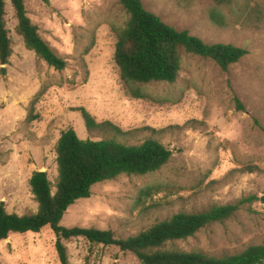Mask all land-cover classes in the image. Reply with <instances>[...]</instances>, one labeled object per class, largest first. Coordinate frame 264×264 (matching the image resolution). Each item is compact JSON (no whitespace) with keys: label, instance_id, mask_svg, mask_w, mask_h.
<instances>
[{"label":"rangeland","instance_id":"rangeland-1","mask_svg":"<svg viewBox=\"0 0 264 264\" xmlns=\"http://www.w3.org/2000/svg\"><path fill=\"white\" fill-rule=\"evenodd\" d=\"M4 1L12 41L6 72H0V201L7 211L37 210L29 178L45 171L54 184L55 146L64 130L73 128L81 139L114 135L88 131L78 110L83 107L96 121L118 126L124 132L115 133L118 140L156 138L172 154L154 172L94 184L89 197L67 208L61 225L110 229L124 238L179 211L242 199L230 217L174 245L221 257L264 243V0H141L177 30L247 50L227 69L181 50L175 82L132 85L143 98L131 95L114 62L116 30L128 18L119 0H24L40 36L66 60L62 70L24 46L12 4ZM214 13L224 26L214 22ZM56 240L48 225L11 232L0 240V264H59ZM60 241L69 264H141L116 245L83 237Z\"/></svg>","mask_w":264,"mask_h":264},{"label":"trees","instance_id":"trees-1","mask_svg":"<svg viewBox=\"0 0 264 264\" xmlns=\"http://www.w3.org/2000/svg\"><path fill=\"white\" fill-rule=\"evenodd\" d=\"M10 2L17 18L15 30L22 37L24 46L47 65L56 70L64 69L66 60L40 36L37 25L27 15L24 0ZM221 2L224 0H219ZM119 3L128 18L125 25L116 30L114 62L121 81L133 97H145L132 88L134 84L175 82L181 70V50L210 58L222 69L247 54L245 48L230 43L209 44L186 29H175L148 11L141 0H119ZM5 14V1L0 0L1 74H5V65L12 54ZM212 19L220 26L225 24L220 13H214ZM34 100L30 103L31 108ZM78 110L88 131H112L114 135L98 140L81 139L73 128L64 130L55 146L57 176L54 184L45 171L35 170L29 178L37 210L28 214L9 212L0 201V240L11 232H39L48 225L57 237L54 245L59 264H69L66 247L60 239L72 237H83L90 244L116 245L120 250L132 253L141 264H264V243L251 244L238 253L221 257L185 251L174 245L175 241L185 240L200 229L230 217L242 199L197 212L179 211L124 238L115 237L110 229L61 225L67 208L76 200L89 197L94 184L122 174L154 172L164 166L172 154L160 140L152 137L135 144L122 142L115 136V133H124L118 126L107 120L96 121L83 107Z\"/></svg>","mask_w":264,"mask_h":264},{"label":"water","instance_id":"water-1","mask_svg":"<svg viewBox=\"0 0 264 264\" xmlns=\"http://www.w3.org/2000/svg\"><path fill=\"white\" fill-rule=\"evenodd\" d=\"M262 200L264 201V198H262Z\"/></svg>","mask_w":264,"mask_h":264}]
</instances>
